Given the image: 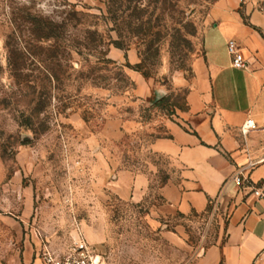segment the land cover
I'll list each match as a JSON object with an SVG mask.
<instances>
[{"label": "rangeland", "instance_id": "rangeland-1", "mask_svg": "<svg viewBox=\"0 0 264 264\" xmlns=\"http://www.w3.org/2000/svg\"><path fill=\"white\" fill-rule=\"evenodd\" d=\"M219 1L0 0V264L83 238L100 264H189L222 238L216 210L159 211L182 168L153 149L183 121ZM124 172L149 177L143 200L117 193Z\"/></svg>", "mask_w": 264, "mask_h": 264}, {"label": "crops", "instance_id": "crops-1", "mask_svg": "<svg viewBox=\"0 0 264 264\" xmlns=\"http://www.w3.org/2000/svg\"><path fill=\"white\" fill-rule=\"evenodd\" d=\"M239 8L238 0L214 6L183 121L153 148L182 168L176 181L160 188L159 211L189 216L216 210L223 220L222 238L189 264H264V17L243 15ZM230 41L242 51L247 69L233 67ZM248 119L257 128L244 134ZM117 185L121 198L141 201L150 180L124 172Z\"/></svg>", "mask_w": 264, "mask_h": 264}, {"label": "built area", "instance_id": "built-area-1", "mask_svg": "<svg viewBox=\"0 0 264 264\" xmlns=\"http://www.w3.org/2000/svg\"><path fill=\"white\" fill-rule=\"evenodd\" d=\"M228 52L232 57L233 67L237 69L248 68V62L245 60L244 55L238 48L236 42L230 41L228 43ZM256 128L257 126L255 122L252 119H248L243 125L242 131L244 134H247ZM235 181L237 184L242 183L240 177H237ZM255 193L261 197L263 196L259 191H256ZM42 258L44 264H100L93 249L84 238L80 239L74 247L65 253L44 251Z\"/></svg>", "mask_w": 264, "mask_h": 264}]
</instances>
